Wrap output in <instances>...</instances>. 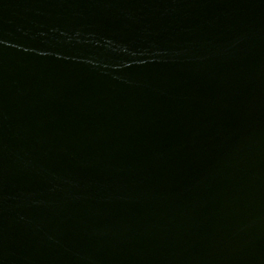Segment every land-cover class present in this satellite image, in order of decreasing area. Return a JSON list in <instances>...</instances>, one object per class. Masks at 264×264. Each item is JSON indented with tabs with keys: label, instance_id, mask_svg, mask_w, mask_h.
Instances as JSON below:
<instances>
[{
	"label": "water",
	"instance_id": "water-1",
	"mask_svg": "<svg viewBox=\"0 0 264 264\" xmlns=\"http://www.w3.org/2000/svg\"><path fill=\"white\" fill-rule=\"evenodd\" d=\"M0 264H264V0H0Z\"/></svg>",
	"mask_w": 264,
	"mask_h": 264
}]
</instances>
